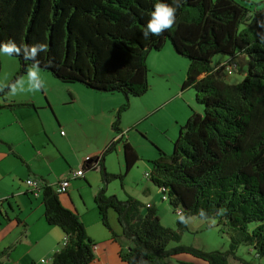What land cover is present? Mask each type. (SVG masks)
I'll return each instance as SVG.
<instances>
[{
	"label": "trees",
	"instance_id": "trees-1",
	"mask_svg": "<svg viewBox=\"0 0 264 264\" xmlns=\"http://www.w3.org/2000/svg\"><path fill=\"white\" fill-rule=\"evenodd\" d=\"M157 3L175 8V20L158 35L148 29L145 39L143 31ZM250 17L249 8L238 0H0V42L14 45L8 54L21 64L10 87L36 65L64 82L121 92L127 102L116 110L112 124L118 134L130 97L143 96L150 88V52L170 41L175 52L189 60L183 88L195 91L203 112H192L180 127L174 151L159 150L150 173L154 185L166 189L172 207L181 210L177 227L163 225L154 206L146 207L132 196L121 200L108 195L109 183L124 174L99 165L103 185L95 202L104 226L117 240L109 221V212L115 211L130 242L120 251L127 264H195L172 261L182 253L208 264H233L231 259L264 264V10ZM242 23L246 26L241 29ZM39 43L47 45L46 52ZM33 45L38 47L34 56ZM217 54L226 60L214 63ZM227 67L242 73L243 80L228 82ZM15 105L37 110L32 102L10 106ZM119 141L122 138L112 140L103 155ZM123 151L128 172L140 156L127 140ZM59 196L51 186L43 189L45 219L65 236L49 264H89L97 243L79 213L64 206ZM192 216L221 218L231 235L230 248L170 247L189 229L187 219ZM241 243L251 248L252 259L237 255Z\"/></svg>",
	"mask_w": 264,
	"mask_h": 264
},
{
	"label": "crops",
	"instance_id": "crops-1",
	"mask_svg": "<svg viewBox=\"0 0 264 264\" xmlns=\"http://www.w3.org/2000/svg\"><path fill=\"white\" fill-rule=\"evenodd\" d=\"M151 53L148 57L152 56ZM218 60L223 62L226 59L219 57ZM154 62L151 60V63ZM166 63L164 60L159 65V73L165 70ZM149 67L154 68L153 64ZM172 75V72L167 74L169 77ZM68 89L70 98L65 99L64 103L76 108V111L63 116L57 113L53 123L45 119L40 113L42 111L37 112L31 106H10L16 103L36 104L32 98H0V257L3 264H49L64 243L63 230L59 226L48 224L45 219L43 197H36L28 190L25 180L29 177L46 183L71 178L68 192L60 194L59 198L64 206L79 213L88 235L97 243L95 259L89 264H127L122 260L120 251L122 248H129L130 242L124 241L117 216L109 212L110 225L118 235L115 240L112 231L104 226L95 202V194L103 185L99 167L87 169L85 176L80 178H73L70 173L79 169L90 155H102L101 163L105 170L119 173L110 170L106 153L103 155L110 142L118 135L112 127L116 109L111 104L112 98L108 92L91 89L78 82ZM47 96L48 102L55 108L48 93ZM41 106L48 107L49 104ZM107 110L112 112L111 128L114 132L111 141H103L100 130L96 129L84 146H75L76 127L83 126V120L92 123L97 117L106 119ZM151 111L149 109L146 113ZM147 115L136 116L128 123L121 119L119 128L121 132L127 131L122 144L125 140L131 141L130 133L133 128ZM184 117L185 113L177 118V123L181 126L185 124ZM63 127L68 131L60 130L58 133V128ZM82 131L86 133L89 130ZM123 167L122 158L120 173ZM145 189L150 192L149 187L146 186Z\"/></svg>",
	"mask_w": 264,
	"mask_h": 264
},
{
	"label": "rangeland",
	"instance_id": "rangeland-1",
	"mask_svg": "<svg viewBox=\"0 0 264 264\" xmlns=\"http://www.w3.org/2000/svg\"><path fill=\"white\" fill-rule=\"evenodd\" d=\"M244 6L250 10V19L253 20L255 14L264 10V0H238ZM246 26L245 23L241 24V29ZM166 47L157 51H152L150 57L147 59L149 63L148 79L150 88L140 97H130L129 107L122 112L121 119L124 123L132 122L133 118L139 115H147L144 117L137 127L133 128V132L130 133V143L134 146L137 153L140 156V160L126 172L125 157L122 149V141H119L115 145V149H112L106 153L110 170L119 172L122 166V158L124 160V167L121 171L124 176L122 179H113L107 189L108 195H116L119 199L125 200L127 197L132 196L138 199L146 207L149 205L156 208L157 214L160 217V221L163 225L176 228L178 213L170 204L169 200H164V193L154 185L151 178L146 176L147 172H151V161L158 158L160 151L162 150L167 154H171L174 151V141L177 139L180 131V123H177V118L181 117L185 113L183 118V124L187 121L192 112H203V105L199 104L195 99V91L191 88H183V83L187 76V69L189 66V60L186 57L178 55L171 42L167 41ZM171 52V54H170ZM223 55L217 54L214 56V63L217 62L219 57ZM151 60L155 61L151 63ZM166 60L165 70L159 73L157 69L159 65ZM153 64L154 68H150ZM37 67V66H36ZM21 68V64L18 58L11 56L10 54L0 53V92L7 89L8 92L5 96L10 99L11 97L32 98L36 101L37 112L42 113L47 121L53 123L56 121L55 115L59 113L60 116L70 114L76 111V108L70 107L64 103L65 99H69L70 93L68 87L73 85L71 82H64L55 77L50 71L37 67L39 71L35 79H30L28 72L22 75L14 85H11V81L17 71ZM31 66L29 67V69ZM246 65L243 66L245 70ZM28 69V70H29ZM158 72V73H157ZM172 72L171 77L167 76ZM157 73V74H156ZM243 74L233 70L232 67H227L226 78L230 83H238L243 80ZM77 83V82H74ZM51 97L55 108L52 103L51 106L55 115L50 107L41 106V104H48L49 98L47 93ZM110 94L111 104L117 110L121 105L127 102L125 95L121 92H108ZM0 98H5L0 96ZM47 98V99H46ZM122 100V103H121ZM39 103V105H38ZM110 105H107L109 107ZM152 109L150 113H146L147 110ZM105 114L106 119L103 117H97L90 122L82 121L83 126L76 127L77 138L75 146H84L89 140L88 137L94 135L96 129L100 130L103 141H111L113 130L111 128V114L108 112ZM82 129H88L89 131L84 133ZM60 130L67 128H58ZM115 134V133H114ZM109 172V171H107ZM111 173V172H110ZM150 188V192L145 187ZM148 204V205H147ZM111 213L116 216L114 210L111 209ZM188 230L182 232L181 240L178 242H171L170 247L177 245L193 246L203 251L223 250L226 251L231 245V235L228 232L227 225L221 218H200L198 216H192L187 219ZM252 225L251 227H253ZM127 242V239H124ZM237 255L241 258L250 260L253 255L251 248L245 243H241L237 249ZM177 259L191 261L195 264H208L206 261L196 258L191 254L182 253L172 258L175 262ZM233 264H242L240 260L231 259Z\"/></svg>",
	"mask_w": 264,
	"mask_h": 264
},
{
	"label": "built area",
	"instance_id": "built-area-1",
	"mask_svg": "<svg viewBox=\"0 0 264 264\" xmlns=\"http://www.w3.org/2000/svg\"><path fill=\"white\" fill-rule=\"evenodd\" d=\"M235 67V66H234ZM127 132V131H126ZM126 132H121L117 135L116 139H121L123 138L124 134ZM101 157L102 155L95 156V155H90L87 156L84 160L83 165L74 171H71V175L73 178H80L85 176V171L87 167L94 168V167H99L101 163ZM151 172H147L146 176L150 177ZM25 184L28 188V190L36 197H43V189L46 186H51L58 194H65L68 192L70 186H71V178L66 177V178H60L55 182L51 183H46L41 179L38 178H33L29 177L25 180ZM160 190L164 193L163 199L168 200V195L166 192V189L160 188ZM178 215H180L181 210H177ZM65 239V238H64ZM97 247V245L94 246V250ZM42 262H45V260H42Z\"/></svg>",
	"mask_w": 264,
	"mask_h": 264
},
{
	"label": "clouds",
	"instance_id": "clouds-1",
	"mask_svg": "<svg viewBox=\"0 0 264 264\" xmlns=\"http://www.w3.org/2000/svg\"><path fill=\"white\" fill-rule=\"evenodd\" d=\"M175 2V0H174ZM155 11L151 12V16L153 17L149 24L147 25V28H144L143 36L145 39H147L148 35V29L151 30V32L155 35H158L161 32L162 27H169L170 25H173L175 16L174 12L176 11L175 8L164 5V4H155L154 5ZM39 49L43 50V53L47 51V45L43 43L38 44ZM37 45L32 46V55L34 56L38 50ZM14 48V45L9 44H3L0 42V53L7 54L8 52H11ZM39 69H37L36 65H32L31 68L28 70V75L30 79H35L37 76V72Z\"/></svg>",
	"mask_w": 264,
	"mask_h": 264
}]
</instances>
